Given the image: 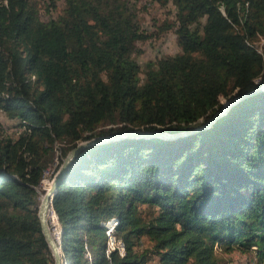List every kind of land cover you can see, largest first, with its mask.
<instances>
[{
	"label": "trees",
	"instance_id": "1",
	"mask_svg": "<svg viewBox=\"0 0 264 264\" xmlns=\"http://www.w3.org/2000/svg\"><path fill=\"white\" fill-rule=\"evenodd\" d=\"M148 1L167 8L153 30L137 0H62L44 21L0 0V111L19 129L0 127V264H53L36 214L54 145L59 166L131 131L184 135L75 156L51 200L62 264H220L216 248L264 264V0ZM167 32L177 52L141 70L136 44ZM250 93L197 130L220 97ZM109 223L123 254L107 252Z\"/></svg>",
	"mask_w": 264,
	"mask_h": 264
},
{
	"label": "rangeland",
	"instance_id": "2",
	"mask_svg": "<svg viewBox=\"0 0 264 264\" xmlns=\"http://www.w3.org/2000/svg\"><path fill=\"white\" fill-rule=\"evenodd\" d=\"M30 1H33L38 6L39 17L43 21L48 19L49 17H54L58 13L62 3V0H55L56 6L52 8L48 4L49 0H30ZM137 3L140 11L139 19L141 21L143 28L145 29L153 30L154 29L153 24L158 25L159 22L164 17H167L166 7L159 6L158 4L154 2H149L148 0H137ZM176 52H177V46L175 44L174 35L171 32H167L165 34H162L158 38L151 37L143 42L137 43L135 46V52L132 55L134 60L139 65L140 69L144 70L145 64L148 61H152L162 55L174 54ZM219 101L222 102L224 105L227 100L220 97ZM0 127L4 130L6 134L11 136L19 131V129L16 128V122L14 120H10L9 118H7L5 114L1 111H0ZM54 146H55L54 148H55L56 157L53 160L52 165L49 166V168L43 172V178L41 180L42 183L40 182V189L43 192H45V190L48 188L53 176L58 171V168L62 163L61 161L60 165L58 166V160L60 159L58 148L60 145L59 143H56ZM43 194H39L38 205ZM50 221L51 220L48 219V225L50 231H52L54 228L53 225L50 223ZM113 229H114L113 224L109 223L108 231H107L108 232L107 252L109 254L111 251L117 249L120 254H123L124 252L123 244L121 243V241L114 239ZM148 246L149 244L146 238L142 237L135 248L137 252H140L143 251ZM250 248L254 249L253 247ZM121 249L122 251H120ZM215 253L220 259V264H258L254 260L253 255L249 252L241 253L237 250H233L230 253H224L222 252V250L216 248ZM145 264H156V260L151 259Z\"/></svg>",
	"mask_w": 264,
	"mask_h": 264
},
{
	"label": "water",
	"instance_id": "3",
	"mask_svg": "<svg viewBox=\"0 0 264 264\" xmlns=\"http://www.w3.org/2000/svg\"><path fill=\"white\" fill-rule=\"evenodd\" d=\"M264 90V82L253 93L260 92ZM246 94L241 96H234L226 101V103L221 106V108L216 111L211 118L201 127H199L197 130H203L208 128L213 122H215L220 117L224 116L230 108H232L234 105H236L238 102L243 100L245 97H248L249 95L253 94ZM184 134H168L165 132L155 131V132H146V131H131L124 134L114 135V136H105V137H96L92 138L83 142H79L75 145L74 148L68 151L64 159L62 160L61 165L58 168V171L53 176L48 188L45 190L44 194L42 195L38 208H37V219L38 224L40 228L41 235L47 244V247L51 253L53 264H62V254L60 251V247L58 245L59 239L61 236V230L58 226V230L55 231L57 233V236H53V232L50 231L49 225H48V213L51 210V200L56 192V189L61 181V178L65 174L67 168L70 166L72 161L74 160L75 156L84 148L101 144L104 142H109L112 140H117L125 137L135 138H152L157 137L161 139H174L179 136H183Z\"/></svg>",
	"mask_w": 264,
	"mask_h": 264
},
{
	"label": "bare ground",
	"instance_id": "4",
	"mask_svg": "<svg viewBox=\"0 0 264 264\" xmlns=\"http://www.w3.org/2000/svg\"><path fill=\"white\" fill-rule=\"evenodd\" d=\"M48 218H55V215L53 214L52 210L49 211ZM55 220H56V218H55ZM50 223H52V222L50 221ZM51 232H53V230ZM52 234L55 237L54 232Z\"/></svg>",
	"mask_w": 264,
	"mask_h": 264
},
{
	"label": "built area",
	"instance_id": "5",
	"mask_svg": "<svg viewBox=\"0 0 264 264\" xmlns=\"http://www.w3.org/2000/svg\"><path fill=\"white\" fill-rule=\"evenodd\" d=\"M48 219H49V220H51V222H53V223H54V224L52 223V225H53V228H54V227H55V222L52 220V218H48ZM57 227H58V226H57ZM55 228H56V227H55ZM56 229H57V228H56Z\"/></svg>",
	"mask_w": 264,
	"mask_h": 264
}]
</instances>
